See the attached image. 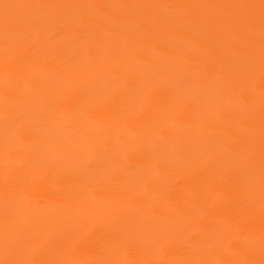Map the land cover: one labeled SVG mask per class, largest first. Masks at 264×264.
<instances>
[{"label":"bare ground","instance_id":"obj_1","mask_svg":"<svg viewBox=\"0 0 264 264\" xmlns=\"http://www.w3.org/2000/svg\"><path fill=\"white\" fill-rule=\"evenodd\" d=\"M0 264H264V0H0Z\"/></svg>","mask_w":264,"mask_h":264}]
</instances>
